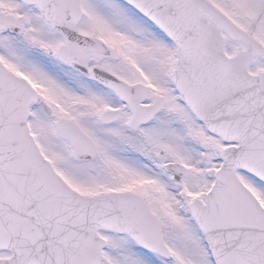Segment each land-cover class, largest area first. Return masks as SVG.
<instances>
[{
  "label": "snow or ice",
  "instance_id": "obj_1",
  "mask_svg": "<svg viewBox=\"0 0 264 264\" xmlns=\"http://www.w3.org/2000/svg\"><path fill=\"white\" fill-rule=\"evenodd\" d=\"M0 264H264V0H0Z\"/></svg>",
  "mask_w": 264,
  "mask_h": 264
}]
</instances>
